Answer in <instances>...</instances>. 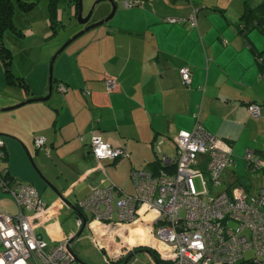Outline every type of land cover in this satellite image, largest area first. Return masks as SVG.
I'll list each match as a JSON object with an SVG mask.
<instances>
[{
	"label": "crops",
	"instance_id": "0c3cea01",
	"mask_svg": "<svg viewBox=\"0 0 264 264\" xmlns=\"http://www.w3.org/2000/svg\"><path fill=\"white\" fill-rule=\"evenodd\" d=\"M114 1V16L86 35L53 76L54 62L48 100L0 112L5 113L0 114L1 167L11 181L34 187L51 207V221L40 230L50 246L74 236L63 227L68 212L80 229L69 206L79 205L94 188H111L115 198L132 195L127 191L131 172L155 171L157 147L160 152L175 148L179 133L197 123L230 146L233 167L244 161L245 173L234 172L232 181L251 178L245 166L248 150L264 157V32L243 31L244 13L263 0H139L132 8L124 6L127 0ZM104 4L94 21L110 13L111 5ZM68 12L69 22L77 19L74 8ZM58 47L51 44L41 61L25 70L11 69L26 89L7 85L0 61V89L2 84L13 89L0 99V109L48 95L49 62ZM182 66L190 70L189 87L181 82ZM106 77L118 80L111 93L104 86ZM58 83L68 86L64 95L56 91ZM252 103L261 105L258 119L248 112ZM93 135L126 149L127 156L96 161L90 153ZM37 138L45 143L40 149ZM33 160L53 188L37 176ZM0 200L14 204L0 211L17 213L8 192L1 190ZM84 215L87 222L92 219L91 213Z\"/></svg>",
	"mask_w": 264,
	"mask_h": 264
},
{
	"label": "built area",
	"instance_id": "2783aa9c",
	"mask_svg": "<svg viewBox=\"0 0 264 264\" xmlns=\"http://www.w3.org/2000/svg\"><path fill=\"white\" fill-rule=\"evenodd\" d=\"M136 4L124 2L126 8ZM179 72L183 84L189 85V70ZM105 86L110 92L115 81L107 79ZM65 91L59 84L57 92ZM248 112L258 119L261 106L252 103ZM175 143L173 159L156 150L161 163L174 168L172 172L158 167L133 171L134 194L115 198L111 188H94L79 203L83 213L92 215L86 230L94 246L108 264H127L138 248L146 249L154 264H264V157L251 150L245 155L246 169L259 179L258 185L233 180L222 186L221 175L235 164L227 143L199 123L191 131H181ZM35 145L43 147L44 140L37 138ZM3 148L0 139V160L5 158ZM91 150L96 161L128 153L96 135ZM3 177L0 172V190L11 195L17 213L0 211V264H78L68 240L54 246L43 240L40 230L51 221V207L38 191ZM82 223L77 219L79 227ZM248 252H252L249 258Z\"/></svg>",
	"mask_w": 264,
	"mask_h": 264
},
{
	"label": "rangeland",
	"instance_id": "374dc122",
	"mask_svg": "<svg viewBox=\"0 0 264 264\" xmlns=\"http://www.w3.org/2000/svg\"><path fill=\"white\" fill-rule=\"evenodd\" d=\"M14 6V26L15 30H6L3 33V42L4 44L10 48L11 51V69L15 68V71L18 68L25 70L24 67L32 66L34 63H39L41 59L45 56V52L47 51L48 47L55 43L59 44L58 49L52 54L53 55L59 50V48L66 43L71 37L77 34L82 29L93 25L99 21H94L96 14L100 11L102 5L105 2H100L94 9L93 14L91 15L88 23L89 25L81 28L83 25L77 23V19H73L72 22H69V12L68 9L70 8L68 2L66 0H61L57 7V18H56V26L54 29L51 27V17L48 10V1L47 0H19L20 2L27 4L32 3L33 6L24 11L19 8L18 0H10ZM98 0H82V15L85 17L88 12L90 11L91 7L94 3ZM99 26L95 29H91L84 35L77 38L74 42H72L63 53H61L59 60L55 61L54 69H53V76L57 71V65H59L60 61L63 58H70V55L73 51L77 50L81 45L80 43H84V39L86 35L93 33L100 29ZM76 31L71 35L70 32ZM69 48V49H68ZM71 50V51H70ZM25 51H27L28 57L25 55ZM75 67V61L72 64ZM11 91V92H8ZM12 88L4 87L2 84V88L0 89V99L5 97L6 94L12 93ZM24 107V106H23ZM7 108V107H4ZM22 108V107H21ZM3 109V108H1ZM15 111V110H14ZM9 113V111H7ZM5 114V113H0ZM161 148V147H160ZM159 148V150H160ZM164 151V153H163ZM163 151L161 149L162 154L167 156L169 159L175 158V148L174 147H163ZM33 158V157H32ZM32 162V161H31ZM33 170L37 174V176L48 185V181L43 178L41 173L39 172L34 160L32 162ZM244 161H241L239 166H235L230 168L224 173L223 179L226 181L229 178H232V174L234 172L236 174L243 175L244 172ZM132 173V172H131ZM195 187L198 189L199 182L198 179L195 178L194 180ZM223 186V185H222ZM221 187L218 189L220 190ZM127 191L130 193H134V185L131 179V175L127 180ZM132 193V194H133ZM44 200L47 201L46 198ZM14 204L11 201L7 200H0V209H8L13 208ZM77 220V219H76ZM63 227H65L68 231L72 232L75 235L79 229L76 228V224L74 221V217L71 216V212H68L64 218ZM77 223V221H76ZM65 224V225H64ZM71 250L74 255L81 261L82 264H108L104 259L102 253L94 246L91 236L87 232L86 229L82 232V234L74 240L71 244ZM144 248L136 249V254L133 255L131 260L127 264H154L152 258L149 254L145 253ZM252 255V252H248L246 254L247 258ZM80 264V263H78Z\"/></svg>",
	"mask_w": 264,
	"mask_h": 264
},
{
	"label": "trees",
	"instance_id": "16d2710c",
	"mask_svg": "<svg viewBox=\"0 0 264 264\" xmlns=\"http://www.w3.org/2000/svg\"><path fill=\"white\" fill-rule=\"evenodd\" d=\"M47 1H48V10H49L50 17H51V27L54 29V26H56L57 7H58V4L61 0H47ZM77 1L78 0H66V2H68L69 6L74 8L76 18L78 15ZM127 1H131V0H127ZM133 1H137L136 5L140 4L139 0H133ZM18 3H19V8L24 10V11L29 10L33 6V2L24 4L18 0ZM196 13H195V15H196ZM13 16H14V6H13L12 2L10 0H0V61H1L3 68H4V74H5V79H6L7 85L16 86V87H20V88L24 87V89H26L25 85H23V81L21 79L15 77L11 71V58H12L11 51L4 44V42L2 40L3 39V37H2L3 33L6 30H8V29L9 30H15ZM243 18L245 21L243 23V31L247 32L249 30L258 28L264 32V0L256 8H248L246 10V12L244 13ZM88 24H90V23H87L86 25H88ZM86 25H83L81 28H84ZM184 67H186L189 70V68L187 66H182L181 68H184ZM180 69H179V71H180ZM189 73H190V70H189ZM179 75H180V72H179ZM180 78H181V75H180ZM190 78H191V73H190ZM107 79H113L115 81V87L110 92L107 91L106 86H105ZM103 81H104L105 89L108 93L113 92L118 85V80L115 77H106ZM181 82H182V80H181ZM59 84L64 86V88L66 89V91H65V93H66L68 90V86L64 83H58L56 86V91H57V87ZM182 84H183V82H182ZM190 84H191V82H190ZM190 84L189 85L183 84V86L189 87ZM65 93H63L61 95H64ZM85 95H89V91H85ZM44 148L46 149V147H44ZM37 149H40V148H37ZM90 153L93 156V153L91 150V143H90ZM254 154L258 157H261L260 155H257L255 152H254ZM155 155H156V159L160 160V154L157 151H155ZM261 158H263V157H261ZM116 160H118V159H109V161H116ZM158 162H160V165L158 166L159 169H161V168L163 170L165 169L166 172H172L174 170V168H172V167L167 168L166 166H164L161 163V161H158ZM2 165H3V162H2V160H0V172L3 173L4 180H8L9 177L5 174L3 168L1 167ZM144 170H148V169H144ZM224 173H226V171ZM224 173L221 175V180L223 182V186H225L226 184L232 183L231 178L227 179L226 181L223 179ZM250 176H251V178L249 180L251 181V183L253 185H258L259 179L255 175L250 174ZM27 185H29V184H27ZM76 207L79 209L80 206L77 204Z\"/></svg>",
	"mask_w": 264,
	"mask_h": 264
},
{
	"label": "water",
	"instance_id": "95a60500",
	"mask_svg": "<svg viewBox=\"0 0 264 264\" xmlns=\"http://www.w3.org/2000/svg\"><path fill=\"white\" fill-rule=\"evenodd\" d=\"M100 2H107L108 4L111 5V11L110 13L104 17L102 20H100L99 22L97 23H94L93 25H90L88 27H86L85 29H83L82 31H80L79 33H77L76 35H74L73 37H71L66 43H64L60 48L59 50L53 55V57L51 58L50 62H49V85H48V95L44 98H35V99H30L28 101H25V102H22V103H19L15 106H12V107H8V108H3V109H0V112H7V111H11V110H14L18 107H21L25 104H29V103H34V102H43V101H46L50 98V95H51V92H52V68H53V64L56 60V58L58 57V55L60 53H62L69 44H71L73 41H75L77 38H79L80 36H82L84 33H86L87 31L93 29V28H96L98 26H101L103 24H105L106 22H108L115 14L116 12V8H117V5L115 3L114 0H98L94 3V5L91 7L90 11L88 12V14L83 17L82 15V0H78L77 1V8H78V15H77V23H79L80 25H86L91 17V15L93 14V11L95 9V7L100 3ZM49 187L50 188H53L52 185H50L48 183ZM55 193L59 196V197H62V195L60 194V192L56 191L55 190ZM63 198V197H62ZM63 201V200H62ZM65 203V201H63ZM67 203V202H66ZM65 203V204H66ZM67 205V204H66ZM71 208V211L76 214V219H81L82 220V226L80 227L79 231L69 240V244L71 245L75 239H77L81 234L82 232L84 231L85 229V226L87 225V220H86V217L84 215V213L81 211V209L77 208L76 206L74 205H71L69 206ZM74 254V253H73ZM75 256V255H74ZM76 260L78 263L82 264L81 261L75 256Z\"/></svg>",
	"mask_w": 264,
	"mask_h": 264
},
{
	"label": "flooded vegetation",
	"instance_id": "af4514ba",
	"mask_svg": "<svg viewBox=\"0 0 264 264\" xmlns=\"http://www.w3.org/2000/svg\"><path fill=\"white\" fill-rule=\"evenodd\" d=\"M89 25V24H88ZM87 26V25H86Z\"/></svg>",
	"mask_w": 264,
	"mask_h": 264
}]
</instances>
